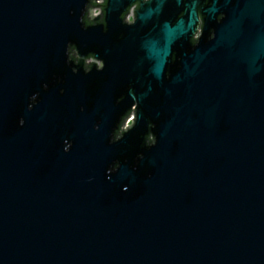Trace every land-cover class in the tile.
<instances>
[{
	"label": "water",
	"instance_id": "obj_1",
	"mask_svg": "<svg viewBox=\"0 0 264 264\" xmlns=\"http://www.w3.org/2000/svg\"><path fill=\"white\" fill-rule=\"evenodd\" d=\"M88 1L0 0V264H264V0Z\"/></svg>",
	"mask_w": 264,
	"mask_h": 264
},
{
	"label": "flooded vegetation",
	"instance_id": "obj_2",
	"mask_svg": "<svg viewBox=\"0 0 264 264\" xmlns=\"http://www.w3.org/2000/svg\"><path fill=\"white\" fill-rule=\"evenodd\" d=\"M147 1H149V0H134L133 3H131L126 8V10L123 12V14H122L123 22L129 23V24L133 23L135 20V17H136V11L138 10L139 6L141 4L147 2ZM93 2H94V0H89L87 3L85 15L83 18V22H84L85 26H92V25L104 23V18H105L104 9H105V5H106V0H98L97 4H93ZM205 3H206V5L209 6L211 4V0H206ZM91 9H93L96 13L94 16L90 15ZM181 15H182V13H179L177 15V17L181 16ZM203 17L204 16H201L199 14V19H198L196 28L194 29L192 39H191V42L193 45L198 42L200 37L205 32L204 31ZM224 17H225V14L222 12H218L215 14V19H214L213 23H211L212 25L210 26L208 31L205 32L207 34L208 38H212L214 36L213 26L215 25L216 22L221 21ZM69 59L73 60V62L75 64H78V62H79L77 51L73 46H71L69 48ZM173 59H174V57H173ZM93 64H96L97 68H99V69L103 66L102 61L96 60L94 55L89 53L83 59V67H84L85 71H89L91 69V67L93 66ZM135 111L136 110L133 107V108L129 109L128 112L122 117L121 123L119 125V129L116 130V132H115V135L117 138H119L125 130H127L128 128H130L132 126L134 119H135ZM130 117H132V120H130V124H129V122L127 123V120ZM147 141L150 144L154 141V138L152 136H149Z\"/></svg>",
	"mask_w": 264,
	"mask_h": 264
},
{
	"label": "rangeland",
	"instance_id": "obj_3",
	"mask_svg": "<svg viewBox=\"0 0 264 264\" xmlns=\"http://www.w3.org/2000/svg\"><path fill=\"white\" fill-rule=\"evenodd\" d=\"M93 14H96L94 10H93ZM130 120H132V118H129V119L127 120V123L129 122V124H130Z\"/></svg>",
	"mask_w": 264,
	"mask_h": 264
},
{
	"label": "trees",
	"instance_id": "obj_4",
	"mask_svg": "<svg viewBox=\"0 0 264 264\" xmlns=\"http://www.w3.org/2000/svg\"><path fill=\"white\" fill-rule=\"evenodd\" d=\"M98 3V0H94L93 4H97Z\"/></svg>",
	"mask_w": 264,
	"mask_h": 264
}]
</instances>
